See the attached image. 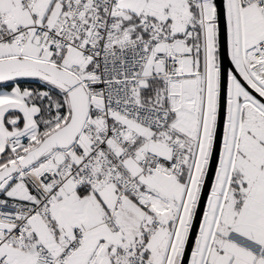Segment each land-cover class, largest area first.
I'll return each mask as SVG.
<instances>
[{
	"label": "snow or ice",
	"instance_id": "snow-or-ice-1",
	"mask_svg": "<svg viewBox=\"0 0 264 264\" xmlns=\"http://www.w3.org/2000/svg\"><path fill=\"white\" fill-rule=\"evenodd\" d=\"M0 264H264V0H0Z\"/></svg>",
	"mask_w": 264,
	"mask_h": 264
}]
</instances>
